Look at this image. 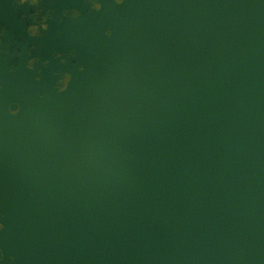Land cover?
<instances>
[{
    "label": "water",
    "instance_id": "water-1",
    "mask_svg": "<svg viewBox=\"0 0 264 264\" xmlns=\"http://www.w3.org/2000/svg\"><path fill=\"white\" fill-rule=\"evenodd\" d=\"M101 2L0 0L5 264H264V0Z\"/></svg>",
    "mask_w": 264,
    "mask_h": 264
},
{
    "label": "clouds",
    "instance_id": "clouds-1",
    "mask_svg": "<svg viewBox=\"0 0 264 264\" xmlns=\"http://www.w3.org/2000/svg\"><path fill=\"white\" fill-rule=\"evenodd\" d=\"M43 2V0H15V6L17 8L23 7L27 5L30 8H34L35 11L31 14V19L33 23L28 25L27 32L28 35L32 38H40L42 37L43 33L46 32L49 28L48 21L50 19L54 18V9L49 8L47 11H44L40 5ZM126 0H113V3L117 6L124 5ZM84 3L86 5L90 6V11L94 12H100L103 10V4L101 0H84ZM81 16V12L79 9L76 8H67L65 7L63 9V17L65 18H71L73 20L78 19ZM25 17H21V19H24ZM6 35V30L0 28V45L4 44V36ZM106 37H112L113 31L111 28L107 29L104 33ZM0 52H3V48H0ZM7 54V53H4ZM69 56L75 57L77 55L76 49H72L69 53ZM28 56L30 57L27 61L26 67L29 71H35L38 74L35 76V80L39 82L41 80V69H37L36 65L38 62H40V58L38 56L32 55V50L30 49L28 51ZM55 59L60 60L61 63H67L66 58L64 57L63 53L61 52H55L53 54ZM50 63L49 60H44L43 64L44 66H48ZM9 71H14V69H9ZM80 71H84L83 66L80 67ZM57 79L54 84V88L58 93H64L66 92L71 84L72 81V74L71 72H60L57 71L54 74ZM22 110V106L13 101L8 104L7 106V112L11 116L18 115ZM5 230V224L3 223V217L0 216V232H3ZM8 264H14L15 257L14 256H7ZM0 264H5V250L0 247Z\"/></svg>",
    "mask_w": 264,
    "mask_h": 264
}]
</instances>
